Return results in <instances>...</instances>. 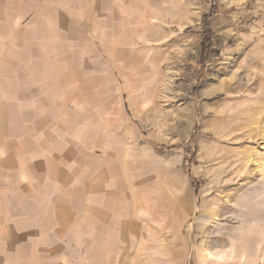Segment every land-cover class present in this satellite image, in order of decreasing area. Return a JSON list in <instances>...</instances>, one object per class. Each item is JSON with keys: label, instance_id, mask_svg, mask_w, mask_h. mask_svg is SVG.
Listing matches in <instances>:
<instances>
[{"label": "rangeland", "instance_id": "rangeland-1", "mask_svg": "<svg viewBox=\"0 0 264 264\" xmlns=\"http://www.w3.org/2000/svg\"><path fill=\"white\" fill-rule=\"evenodd\" d=\"M112 21L123 49L68 98L59 132L151 172V200L193 207L171 241L151 220V264H238L242 250L264 264V0H151ZM4 229L0 264H35Z\"/></svg>", "mask_w": 264, "mask_h": 264}, {"label": "crops", "instance_id": "crops-1", "mask_svg": "<svg viewBox=\"0 0 264 264\" xmlns=\"http://www.w3.org/2000/svg\"><path fill=\"white\" fill-rule=\"evenodd\" d=\"M122 13H151V0H0V224L35 264L51 253V264H151V220L171 241L194 212L151 200L140 165L59 132L68 98L106 80L105 53L123 49L108 45Z\"/></svg>", "mask_w": 264, "mask_h": 264}, {"label": "bare ground", "instance_id": "bare-ground-1", "mask_svg": "<svg viewBox=\"0 0 264 264\" xmlns=\"http://www.w3.org/2000/svg\"><path fill=\"white\" fill-rule=\"evenodd\" d=\"M231 250V249H230ZM225 251V250H224Z\"/></svg>", "mask_w": 264, "mask_h": 264}]
</instances>
